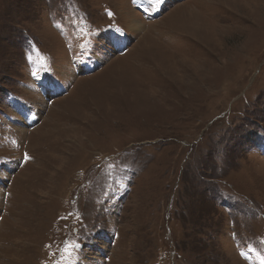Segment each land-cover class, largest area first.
Here are the masks:
<instances>
[{"label":"rangeland","instance_id":"374dc122","mask_svg":"<svg viewBox=\"0 0 264 264\" xmlns=\"http://www.w3.org/2000/svg\"><path fill=\"white\" fill-rule=\"evenodd\" d=\"M0 264H264V0H0Z\"/></svg>","mask_w":264,"mask_h":264}]
</instances>
